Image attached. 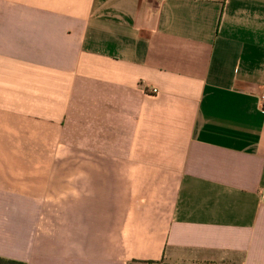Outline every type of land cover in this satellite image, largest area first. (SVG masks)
I'll use <instances>...</instances> for the list:
<instances>
[{
  "label": "crops",
  "instance_id": "crops-1",
  "mask_svg": "<svg viewBox=\"0 0 264 264\" xmlns=\"http://www.w3.org/2000/svg\"><path fill=\"white\" fill-rule=\"evenodd\" d=\"M262 95L264 0H0V257L264 264Z\"/></svg>",
  "mask_w": 264,
  "mask_h": 264
},
{
  "label": "trees",
  "instance_id": "trees-1",
  "mask_svg": "<svg viewBox=\"0 0 264 264\" xmlns=\"http://www.w3.org/2000/svg\"><path fill=\"white\" fill-rule=\"evenodd\" d=\"M0 264H27V263L22 262V261L13 260V259L0 257Z\"/></svg>",
  "mask_w": 264,
  "mask_h": 264
},
{
  "label": "built area",
  "instance_id": "built-area-1",
  "mask_svg": "<svg viewBox=\"0 0 264 264\" xmlns=\"http://www.w3.org/2000/svg\"><path fill=\"white\" fill-rule=\"evenodd\" d=\"M150 92H151L152 94H155V95L158 94V90H157L156 88L151 89ZM261 103H262L261 108H262V111L264 112V95H262ZM262 194H263V196H264V191L262 192Z\"/></svg>",
  "mask_w": 264,
  "mask_h": 264
},
{
  "label": "rangeland",
  "instance_id": "rangeland-1",
  "mask_svg": "<svg viewBox=\"0 0 264 264\" xmlns=\"http://www.w3.org/2000/svg\"><path fill=\"white\" fill-rule=\"evenodd\" d=\"M61 177H65V175H60ZM58 201H65V191H60Z\"/></svg>",
  "mask_w": 264,
  "mask_h": 264
}]
</instances>
